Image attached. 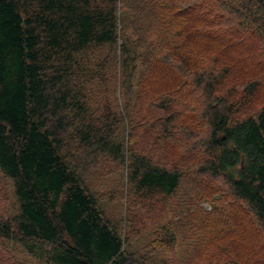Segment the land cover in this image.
<instances>
[{
  "label": "trees",
  "instance_id": "trees-1",
  "mask_svg": "<svg viewBox=\"0 0 264 264\" xmlns=\"http://www.w3.org/2000/svg\"><path fill=\"white\" fill-rule=\"evenodd\" d=\"M0 264H264V0H0Z\"/></svg>",
  "mask_w": 264,
  "mask_h": 264
}]
</instances>
